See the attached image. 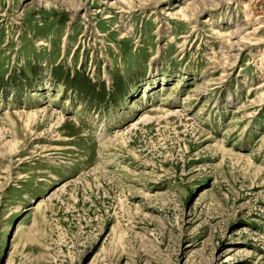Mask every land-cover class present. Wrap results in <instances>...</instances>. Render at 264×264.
Wrapping results in <instances>:
<instances>
[{"label": "rangeland", "instance_id": "374dc122", "mask_svg": "<svg viewBox=\"0 0 264 264\" xmlns=\"http://www.w3.org/2000/svg\"><path fill=\"white\" fill-rule=\"evenodd\" d=\"M0 264H264V0H0Z\"/></svg>", "mask_w": 264, "mask_h": 264}]
</instances>
